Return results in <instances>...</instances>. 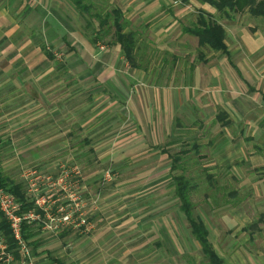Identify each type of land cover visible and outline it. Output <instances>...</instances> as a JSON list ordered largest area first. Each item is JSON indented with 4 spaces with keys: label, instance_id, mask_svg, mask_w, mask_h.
<instances>
[{
    "label": "crops",
    "instance_id": "1",
    "mask_svg": "<svg viewBox=\"0 0 264 264\" xmlns=\"http://www.w3.org/2000/svg\"><path fill=\"white\" fill-rule=\"evenodd\" d=\"M157 1L152 4L157 8H152L148 17L157 16L161 8L166 9L167 16L181 27L179 36L188 37L179 42L186 51L182 53L183 57L197 51L199 55L192 56L187 63L183 58L180 66L173 62V71H168L165 77L159 71L158 77L152 78L145 72L146 68L128 67L120 46L109 47L102 55L106 60L94 66H87L85 60L79 61V58L65 64L50 60L46 51L53 52L57 58V48L70 49V58L78 50L92 54L96 49L82 35V26L72 25L73 20L85 23L86 18L70 0H0V75H3L0 92H8L0 99L12 101L10 106L21 101L19 109L17 106L9 112L0 109V118L5 122L0 135L12 134L13 122L10 123L7 117H16L19 110L21 134L27 143L23 146L27 149L25 154H34L27 145L33 149L51 150L57 158L68 150L67 154L75 163L77 158L90 165L89 155H94L98 148L113 149L109 141L110 134L118 132L115 123H128L123 132L119 131L124 134L116 148L121 158L127 160L126 165H154L155 168L149 169L144 176H154V179L163 176L164 182L172 181L176 172L172 171L169 155L183 148L192 150L195 145L198 151L189 154L192 159L198 156L202 163L208 156L212 159L211 164L229 169L231 176H237L238 171L246 176L257 171L258 174L252 175L257 177L250 179V187L264 196V28L244 27L236 21L238 14L228 18L211 5L197 0H189L187 4L180 0L177 3V0ZM122 12L130 24L132 14L123 8ZM194 14H197V22L199 16H205L224 27L228 55L200 45L197 37L184 32L192 27L186 18ZM134 24H130V29L136 31ZM150 24L146 23L145 28H149V37L154 38L152 44L163 49L157 40L160 33H168L167 29ZM144 25L140 23L137 28ZM140 31L138 33L143 35V30ZM187 41L196 47L188 49ZM169 46L165 45V48ZM77 63L84 64L85 70L76 76L71 70L78 66ZM120 71L130 77V82ZM33 115L37 116L33 119ZM9 139L8 144L12 143V138ZM151 211L138 218L137 210L110 212L107 216L115 215L109 219L112 223L107 228L110 229H106L100 241H92L86 255L78 253L79 245L74 246L72 255L64 251L60 238L67 234L58 233L45 239L36 235L29 245L34 255L31 263L77 264L79 260L82 264H173L179 254L172 209L152 207ZM208 212L200 207L196 216L205 224L209 241L221 261L224 264H256L254 255L241 256L235 251L225 259L218 249L224 237L230 243L229 248L236 247L238 232L247 226V220L246 224L242 222L245 220L241 218L242 214L238 215L235 209L227 211L214 207L210 219ZM178 214L181 215L177 221L179 225L180 221L188 223L180 209ZM163 215H168L169 221H163ZM145 219L148 222H143ZM189 230L192 241L198 245L190 227ZM55 240L59 242L54 243ZM65 253L68 258H62ZM201 254L197 260L191 259V263L211 264Z\"/></svg>",
    "mask_w": 264,
    "mask_h": 264
},
{
    "label": "rangeland",
    "instance_id": "2",
    "mask_svg": "<svg viewBox=\"0 0 264 264\" xmlns=\"http://www.w3.org/2000/svg\"><path fill=\"white\" fill-rule=\"evenodd\" d=\"M89 2H91L93 14H95L94 12H110L113 10V8L121 9V11L123 8L124 10H127L128 14H132V21H129L130 24L132 25L135 23L134 25H136V31L141 32L140 30H143L142 32L145 34L140 41L139 53L137 54V63L147 68L145 71L147 75L150 74L152 75V78H157V73L162 71V77H165V74L168 73V71H173V62L176 63L177 66L182 64L181 62L184 58L182 53L186 51L183 48L184 45L179 42L184 41L185 38L188 37L185 35L179 36L181 27L175 24L176 20L172 22L171 17L167 16L168 12L166 9L161 8L158 11L157 16L148 17L151 15L149 12L154 6H152L154 0H89ZM155 2L158 1L155 0ZM175 2L177 3L178 1ZM86 3L90 6L87 0ZM155 8L157 7H154L153 10ZM186 19L187 24L189 26H193L197 22V14H194V16L190 15V17H187ZM236 21L239 24H243L244 27L253 25L259 28H264V18L258 16L256 17L249 11H246L244 14H238L236 16ZM148 22L151 23L150 25H152V27L160 25V28L163 27L167 29L168 33H166V35L164 33H160L161 37H158L157 40L162 44L163 49H160L157 47V45L152 44V40H154V38L149 37V28H145L146 23ZM71 23L77 28L82 26V29L79 28L80 30H84L82 35H85V37L91 41L93 38V34L91 32L92 30H88L86 22L84 23V21L81 20H73ZM140 23L145 25L141 28H137ZM95 27L98 28L96 23ZM171 27H173V29H171ZM110 40L111 39L101 41L97 45L93 44L95 46L93 48L96 49L94 52H92V54L86 53L85 50L83 52L78 50L75 55L73 54L72 58L69 57V53L71 51L67 47L57 48L58 53H55H57L59 56L56 58V60L62 64H65V62H71L70 60L76 62V60L79 58V61H81V59L85 60L84 62L87 64V66H90V64L94 66V64L98 62L106 60L103 59L104 56L102 55H104L106 51L109 50V47L111 48V46L108 45ZM148 41L150 42V45ZM173 42L175 43L174 45H172ZM165 45L170 46L165 48ZM186 46L190 50L192 47H196L188 41ZM171 48L173 49V53L171 52ZM87 55H90V57ZM198 55V51L195 54L192 52L190 56L184 58V62L187 63L191 61L192 56L197 57ZM85 56H87V58ZM125 63L128 64L126 61ZM77 65L78 66L76 68L71 70L73 75L76 76L80 73H83L85 70L84 64L77 63ZM128 67L134 68L130 64H128ZM176 71L178 72V70ZM119 73L127 82H130V77H126L127 74L122 73L121 71ZM63 74L64 72H62V75ZM0 76L1 79L3 75ZM2 94H8V92L2 90L0 92V96ZM17 98H19V96ZM10 104H12V101L5 102L0 99L1 111L5 112V110H7V112H9L11 108H14V106H17L16 108L19 109L21 106V101L18 100L15 105L13 104V106H10ZM19 113L21 112L18 110V115L16 117L13 115L7 117V119L10 120V123L13 122L12 134H8V132H6V134L2 133L0 135V162L1 168L7 177L24 185L27 198L34 204V209L30 211H32L34 215L40 214V218L36 217V220L32 223H30L32 220L29 219L22 220L21 223L24 222L23 227L24 225L31 226V228L35 229V231L38 233L39 239H45L47 237L53 238L57 236L56 234L58 233H60L59 235L67 234L63 239L60 238L64 244V251L68 255H72V252L75 250L74 246L79 245L77 248V250L80 248L78 253L81 252L82 255H86L89 252L87 249L91 246L92 241L94 240L93 242L97 243L102 239L106 229H110L107 228V225H111L112 223V221L109 219L112 216H115H107L110 212L116 214L117 212H121L122 209L130 211L137 210L138 212L136 218H138L139 216L141 217L144 214L147 215L148 213L152 212V207L159 208L168 206L172 209V217H174V221L176 223V230L174 231L176 238L174 239H176V242L178 243L176 245V250L179 254L177 258L175 257L176 262H173V264H185L186 262L192 264L191 259L194 258L197 260L199 255H202L200 245H197L192 241L188 223L184 224L181 223V221L180 225L177 223V221L181 218V215L178 214L180 204L177 198L174 196L175 188L171 185L172 181L164 182L165 178L163 179V176H156V179H154V176H144L149 169L152 170L155 168L154 165H148L147 163L140 165H126L127 160H123L121 158V153L119 150H117L116 146H119L117 145V141L122 139V135L124 134L119 133V131L123 132L128 126V123H115V128H118V132L110 134L112 137L109 141V145L113 146V149L108 147V149H100L98 146L96 153L94 155H89V165L87 161H83L81 163V159L77 160V158V163H75V161L70 159V154H67L68 150H66L65 154L60 156V158H57L52 155L51 150H44L40 147V149H33L29 148V145H27L28 149L34 154H25L27 149H25L23 146H25L27 143L21 134L22 126L20 123L21 117ZM36 116L37 115H33V119ZM1 119L2 118H0V129L4 130L5 122L3 123L4 119H2L1 122ZM15 120L18 122L15 123ZM35 122L36 121L34 120V123ZM41 134L44 137L46 136L45 133ZM35 135H37L36 132ZM9 138H12V143L10 144L6 143L7 140H10ZM30 138L31 137H29V139ZM33 140L35 142L36 139ZM77 153L78 156L79 152ZM133 160L135 159H132V161ZM145 160L147 159H143V161ZM211 163L212 159H208V156L202 163L199 161L198 156H195V158L192 159L188 165H186V177L190 180H193L194 184L198 185L197 190L191 193V199L197 206L195 215L198 208L202 207L204 210L209 211L208 215L211 219V215H213L211 212L214 209V203H217L219 208L226 209L227 211L229 209L237 210V214H242L241 218L245 219L242 221L244 224H246L245 221L247 220V226L244 227L246 231L242 230L240 233L238 232V240L235 241L236 247L231 246V248H229L230 243H227L224 239L226 237H224L222 238L218 249L225 259H229V257H231L236 251V253L242 254L241 256H245L247 254L254 255L256 264L259 262L264 264V196H262L260 193H257L252 189V187H250V179H255V177H257L252 176L258 174L256 173L257 171H254L248 176L242 173L244 175L243 176L240 171H238L237 176H231L229 169H220ZM28 172H35L33 173V176L40 177L39 181L37 182H34L33 178L35 187L37 190H39L37 198L34 194H30V179L26 180L24 178V175ZM178 174V172L175 173V175ZM209 177H215L216 179L213 180L218 184L216 183L214 185L212 183L213 180L211 181ZM170 191H172L171 194ZM235 193H237V195H234ZM262 194L264 195V193ZM39 198H41L39 200L40 202L44 200V203L42 204L44 209H41L35 203V201ZM56 199L63 200L61 205L68 204L69 200L71 201L73 199H79L82 205V212L88 219L87 225L79 227L81 229L66 230L62 225L59 228H54V230H44L43 227L45 226L48 219L46 210L49 212H51V210L53 212L56 211L57 205L54 204ZM19 208L21 209V204L19 205ZM28 212L20 213V210L18 209L17 213H20V216L22 217ZM103 213L106 214L103 216ZM161 218L163 221H169L168 215H163ZM147 220L148 219H145L143 222H148ZM49 223L55 226V224L50 220ZM234 230L235 229H233V231ZM70 231L73 232L68 234ZM5 242L7 245V253L10 255L12 253L14 256L12 264H26L28 262V264H30L33 261L34 255L30 249L31 247H29L28 244H26L28 248V254L23 255L20 254L21 251L19 252V255L22 259V261L19 263L15 260V252L10 248L8 242ZM56 242L59 241L55 240L54 243ZM240 242H242L243 245H240ZM17 248V251H19L20 247L18 243ZM164 249L165 247L163 246L162 250L164 251ZM66 253L62 258H68ZM258 257L260 258L258 259ZM200 262H203V260L201 259ZM77 264L82 263L78 260ZM195 264L199 263L195 262Z\"/></svg>",
    "mask_w": 264,
    "mask_h": 264
},
{
    "label": "trees",
    "instance_id": "3",
    "mask_svg": "<svg viewBox=\"0 0 264 264\" xmlns=\"http://www.w3.org/2000/svg\"><path fill=\"white\" fill-rule=\"evenodd\" d=\"M70 1L86 18L87 28L88 30H92L91 32L93 34V38L91 39V42L93 44L97 45L101 41L111 39L108 42V45L112 47L120 46L125 59L132 67L137 69H139V66L146 68L145 66L139 65L137 63V54L139 53L140 41L145 34L143 33L142 35L137 31H133L130 29V24L124 18L121 9L113 8V10H111L110 12H94L95 14H93L91 2H89V0H87V2L90 4V6L86 3V0ZM180 1L184 4H187L189 2V0ZM199 1L211 5L220 14L226 15L228 18H230L232 15L244 14L246 11H249L256 17L258 16L264 18V0ZM95 23L98 25V28L95 27ZM184 32L197 37L200 45L209 46L214 51L222 52L228 55L227 47L225 44L227 33L224 27L217 21L208 19L205 16H199L198 22L192 27L186 28ZM46 54L50 60L53 61L56 59L53 52L46 51ZM195 151H198V147L194 145L192 150L183 148L180 152H177L172 156L169 155L172 160V171L179 173L178 175L173 176L171 185L175 188L174 192L180 204V211L186 217L192 235L200 245L205 258L211 264H224L216 254L213 246L209 241V233L205 224L195 215L197 206L191 199V193L197 190L198 185L194 184L193 180H190L185 175V172L187 170L186 165H188L192 160V157L189 154ZM210 179L212 181L216 178L211 177ZM212 183L215 185L217 182H214L213 180ZM0 187L16 197L17 201L21 204L20 213L28 212L34 209L33 202H31L27 198V193L24 185L7 177V175L1 168V162ZM234 195H237V193H235ZM214 207L219 208V205L217 203H214ZM0 233L5 236L10 248L15 252V258L21 259L19 251H17V243L15 241L11 227L5 220L1 212ZM36 235H38V233L35 231V229H32L31 226L24 225L22 237L26 244L31 246V244L33 243L31 242V240Z\"/></svg>",
    "mask_w": 264,
    "mask_h": 264
},
{
    "label": "built area",
    "instance_id": "4",
    "mask_svg": "<svg viewBox=\"0 0 264 264\" xmlns=\"http://www.w3.org/2000/svg\"><path fill=\"white\" fill-rule=\"evenodd\" d=\"M33 173L32 172L26 173L24 175V178L26 180L30 179V183H29L31 187L30 194H34L35 197L37 198L39 190H37V188L35 187L34 182L39 181L40 177L33 176ZM33 178H34V182H33ZM40 199L41 198L37 199L35 203L38 207L44 209L42 206L44 200L40 202L39 201ZM78 200L79 199L77 200L73 199L71 201L69 200L68 204L61 205L63 200L56 199V202L54 204L57 205V209L55 212H53L52 210L51 212H49L48 210L45 209L48 219L43 229L54 230V228H59L60 226L63 225L66 230H70V229H81L79 227L87 225L88 219L86 218L85 214L82 212V205L80 200L77 203ZM16 201L17 199L13 194L7 192L5 189L0 187V210L3 213L5 219L9 222L11 226L15 241L19 244L20 247L19 250V252L21 251L20 254L26 255L28 254V248L26 242L22 237V227L24 222L21 223V221L29 219L32 220L30 221V223H32L33 221L36 220V217L40 218V214L34 215L33 212L30 211L25 216L21 217L20 213H17L18 209L20 210L19 208L20 204H18L19 202L17 201L18 202L17 203ZM49 220L52 223H54L55 226L51 225L49 223ZM5 241H7L5 236L0 233V264H12L14 256L12 253H11L12 256L7 253V245Z\"/></svg>",
    "mask_w": 264,
    "mask_h": 264
}]
</instances>
